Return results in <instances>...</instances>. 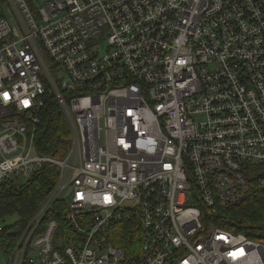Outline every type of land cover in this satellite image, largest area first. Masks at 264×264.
I'll use <instances>...</instances> for the list:
<instances>
[{
	"label": "built area",
	"instance_id": "1",
	"mask_svg": "<svg viewBox=\"0 0 264 264\" xmlns=\"http://www.w3.org/2000/svg\"><path fill=\"white\" fill-rule=\"evenodd\" d=\"M50 103L61 160L34 144ZM47 164L7 264H264L221 215L245 173L264 192V0H0V184Z\"/></svg>",
	"mask_w": 264,
	"mask_h": 264
},
{
	"label": "trees",
	"instance_id": "2",
	"mask_svg": "<svg viewBox=\"0 0 264 264\" xmlns=\"http://www.w3.org/2000/svg\"><path fill=\"white\" fill-rule=\"evenodd\" d=\"M39 117L40 123L34 140L37 153L56 160L63 159L70 141L66 120L51 103L41 110ZM256 171L245 173L249 191L244 201L221 215L231 220L230 224L224 226L225 229L264 246V192L258 188V181L263 176H259ZM57 178L58 169L47 164L24 182L9 180L0 184V223H3L6 217H14L13 224L3 226L0 231V249L6 256L13 252L21 231L49 195ZM61 204L58 203L56 207L60 208ZM53 216L61 225L64 224L60 214L53 213ZM120 227L124 228L126 225ZM112 242L124 250L128 249L126 235Z\"/></svg>",
	"mask_w": 264,
	"mask_h": 264
},
{
	"label": "rangeland",
	"instance_id": "3",
	"mask_svg": "<svg viewBox=\"0 0 264 264\" xmlns=\"http://www.w3.org/2000/svg\"><path fill=\"white\" fill-rule=\"evenodd\" d=\"M102 47L105 48V44H103ZM13 222H14V217H6L4 222L0 223V224L6 227V226L12 225ZM127 252H130L132 256L137 255L138 246L133 245V246L129 247ZM0 264H7V256L1 249H0Z\"/></svg>",
	"mask_w": 264,
	"mask_h": 264
}]
</instances>
